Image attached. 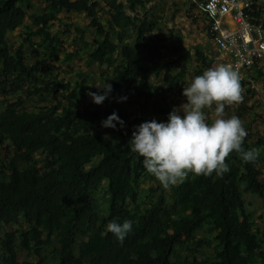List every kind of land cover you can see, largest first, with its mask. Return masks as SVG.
Here are the masks:
<instances>
[{
  "label": "trees",
  "instance_id": "1",
  "mask_svg": "<svg viewBox=\"0 0 264 264\" xmlns=\"http://www.w3.org/2000/svg\"><path fill=\"white\" fill-rule=\"evenodd\" d=\"M32 2L0 0V264H264V233L244 199L251 194L264 204V133H247L242 144L244 151L257 150L255 161L230 153V171L222 177L190 173L166 192L151 185L157 180L127 144L136 126L166 122L172 110L161 105L157 118L129 119L113 105L80 109L84 75L71 85L52 79L49 70L63 44L51 26L65 12L85 14L93 30L91 42L80 31L88 63L110 68L112 92L122 97L128 91L136 102L154 99L152 79L161 74L167 90L181 89L193 62L197 75L211 68L202 48L184 47L171 30L165 35L148 0H43L40 10ZM252 9L249 16L259 20L258 4ZM27 10L33 12L23 41L35 62L23 46L12 51L7 42ZM164 40L174 59L164 58ZM263 77L256 65L241 85ZM113 112L124 128L103 130L101 122ZM112 220L133 222L122 243L107 232ZM199 232L208 238L197 239ZM193 244L212 248L213 255L182 258L183 250L196 252Z\"/></svg>",
  "mask_w": 264,
  "mask_h": 264
},
{
  "label": "clouds",
  "instance_id": "2",
  "mask_svg": "<svg viewBox=\"0 0 264 264\" xmlns=\"http://www.w3.org/2000/svg\"><path fill=\"white\" fill-rule=\"evenodd\" d=\"M241 78L231 65L220 64L196 76L189 86L183 87L186 102L174 107L166 122L153 119L135 127L128 141L130 152L142 158L146 172L164 188L182 182L190 173L197 176L222 177L230 171L225 162L236 152L245 162L257 159V150L244 151L242 144L247 135L241 120L224 118L226 106L242 101ZM98 88V87H97ZM103 94L89 92L95 105H102L112 93V85L99 88ZM120 97L117 102H126ZM206 109H214L216 119L208 122ZM119 125V129L117 126ZM125 122L113 112L101 122L104 129L121 130ZM107 137V136H106ZM107 232L119 242L131 233L133 222L109 221Z\"/></svg>",
  "mask_w": 264,
  "mask_h": 264
},
{
  "label": "rangeland",
  "instance_id": "3",
  "mask_svg": "<svg viewBox=\"0 0 264 264\" xmlns=\"http://www.w3.org/2000/svg\"><path fill=\"white\" fill-rule=\"evenodd\" d=\"M126 2L127 0H119ZM150 3L159 1L154 7V14L160 17L162 23V29L165 35H168L171 30L175 34L183 36L184 45L190 49H194L196 45H201L205 48L204 53L208 57H211L214 62L210 65L211 68L224 63V55L218 51L211 52V44L206 45L207 35L204 30L200 29L201 17H195L194 11H184L183 3L185 0H150ZM34 10H40L44 7L43 0H33ZM153 8V7H152ZM33 11L27 10L24 25L18 27L15 31L7 35V42L12 51L19 50L23 46L24 52L31 62H35L37 56L33 54V48L28 43L23 41V33L28 25V16ZM51 31L56 32L60 35L63 42L61 46V54L59 61L52 62L49 66L51 78L57 80L69 81L71 85H75L77 82L82 81L80 76L84 75L86 78L87 90L84 98L80 102V109L91 107L95 105L89 95V92H97L103 94L99 88L106 87V83L110 84L111 74L110 68H100L94 64H89L84 52H86L83 41L80 40V31H83L84 40L91 42L93 39V30L89 26V20L83 13H61L59 20L52 23ZM32 40L36 42L33 38ZM170 40H164L162 43V53L165 59H174L168 50ZM207 46V47H206ZM36 47V46H35ZM37 51L43 53V50L37 47ZM68 55H72L71 59L68 60ZM196 62H193L190 66V75L187 77L185 86L190 85L192 80L198 76L196 74ZM179 70L178 66H175L171 74ZM164 75H159L152 79V86L157 88V95L154 99H150L149 103H145L144 99L140 102H136V98L128 91L124 93L127 97L126 102H117L120 98L115 92H112L108 99H106L102 105H96L100 109H106L108 105H113L116 110L122 114H125L129 119H134L140 116L157 118L155 111H160L161 105H167L171 110L174 107H179L182 103L186 102V99L182 96L183 88L167 90L168 84ZM248 81V80H247ZM98 87V88H97ZM242 101L235 103L231 106H226L224 118H231L232 116L238 117L247 133L262 134L264 133V77L258 79L250 86H242ZM249 89L251 94L247 91ZM122 96V97H124ZM5 98L0 96V101ZM51 101V100H50ZM65 102V101H64ZM154 105H157L156 108ZM30 106H34L32 103ZM28 108H30L28 106ZM206 115L208 121H214L217 117L214 109H206ZM162 119V115H159ZM105 130V129H103ZM151 185L156 187L161 185L158 181H152ZM144 189L147 187L143 186ZM156 189V188H155ZM167 188H164V190ZM157 190V189H156ZM144 195V193H143ZM246 209L251 212L255 218L256 226L261 233H264V204L262 200L251 194L244 195ZM197 239H206L208 235L204 232H199L196 236ZM194 245V244H193ZM193 251L183 250L181 251V257L191 258L196 255L198 258H207L213 255L212 248L191 246Z\"/></svg>",
  "mask_w": 264,
  "mask_h": 264
},
{
  "label": "built area",
  "instance_id": "4",
  "mask_svg": "<svg viewBox=\"0 0 264 264\" xmlns=\"http://www.w3.org/2000/svg\"><path fill=\"white\" fill-rule=\"evenodd\" d=\"M198 4L207 19V34L214 45L229 57L241 80L249 78L250 71L264 60V23L249 16L256 0H187ZM230 17L235 31L227 28ZM247 74V75H246Z\"/></svg>",
  "mask_w": 264,
  "mask_h": 264
},
{
  "label": "crops",
  "instance_id": "5",
  "mask_svg": "<svg viewBox=\"0 0 264 264\" xmlns=\"http://www.w3.org/2000/svg\"><path fill=\"white\" fill-rule=\"evenodd\" d=\"M149 2H148V6L149 7H155L158 3H159V1H155V2H153V3H150L151 1L150 0H148ZM255 3H256V5L258 4V7H259V9L261 10V15H260V21H262L263 23H264V0H256L255 1ZM183 8H184V11L185 10H187L188 12H191V11H194V16L195 17H201V22H200V29L202 30H204V33H206V35H207V19H206V17H205V15H204V13H203V11L201 10V8L199 7V5L198 4H191V3H188V1L187 0H185L184 1V3H183ZM192 13V12H191ZM225 23H226V26H227V28H229L231 31H235L236 30V26H235V24L232 22V20L230 19V17H227L226 18V20H225ZM180 35V34H179ZM180 36H182V35H180ZM182 39H183V36H182ZM206 45L208 46V43H210L211 44V52H216V51H218V52H220V53H222L223 55H224V57H225V59H224V63H225V61L227 62L228 60H229V57H227V55L225 54V53H223V52H221L215 45H214V43L211 41V39L209 38V36L207 35V38H206ZM183 44H184V42H183ZM206 46V47H207ZM184 47H186V48H188L186 45H184ZM195 47H201L202 48V50H203V52H204V50H205V48L204 47H202V44L201 45H196ZM194 47V48H195ZM188 49H190V48H188ZM190 50H193V49H190ZM205 54V53H204ZM207 56V55H206ZM208 57V56H207ZM213 62H214V60L211 58V57H209ZM223 63V64H224ZM258 67H262V70L264 71V60H262L261 62H259L258 63ZM254 71H255V69H253L252 71H250V73H248L249 74V77L250 76H252L253 75V73H254ZM247 75V74H246Z\"/></svg>",
  "mask_w": 264,
  "mask_h": 264
},
{
  "label": "bare ground",
  "instance_id": "6",
  "mask_svg": "<svg viewBox=\"0 0 264 264\" xmlns=\"http://www.w3.org/2000/svg\"><path fill=\"white\" fill-rule=\"evenodd\" d=\"M207 35H208V34H207ZM248 79H249V78H248ZM248 79H247V80H248Z\"/></svg>",
  "mask_w": 264,
  "mask_h": 264
}]
</instances>
